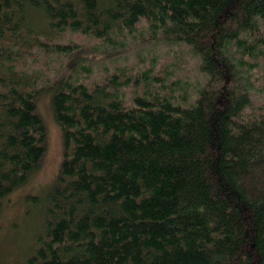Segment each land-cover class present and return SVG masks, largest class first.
Returning a JSON list of instances; mask_svg holds the SVG:
<instances>
[{"label":"trees","instance_id":"16d2710c","mask_svg":"<svg viewBox=\"0 0 264 264\" xmlns=\"http://www.w3.org/2000/svg\"><path fill=\"white\" fill-rule=\"evenodd\" d=\"M142 20L199 59L190 104L144 90L126 105L160 81L145 71L76 78L85 48L62 35L113 45ZM258 42L264 0H0V211L45 159L41 94L62 141L52 187L24 198L15 264H264V104L231 55ZM37 53L79 55L39 85Z\"/></svg>","mask_w":264,"mask_h":264},{"label":"rangeland","instance_id":"374dc122","mask_svg":"<svg viewBox=\"0 0 264 264\" xmlns=\"http://www.w3.org/2000/svg\"><path fill=\"white\" fill-rule=\"evenodd\" d=\"M135 30L131 35L115 37L113 45L79 33L69 32L62 35L63 41H72L85 48L80 54H86L88 60L79 62L75 72L76 78L90 85L101 82L104 76L114 72H124L134 80L139 77L138 74L145 71L148 77L156 76L160 81L143 79L146 82L142 88L140 87L143 84L138 88L133 87L134 85L129 86L132 88H126L122 93L126 105L131 104L129 99L133 94L144 90L148 94H162L173 98L184 106L190 104L196 97L197 89L206 79L199 69V59L183 44L169 43L160 34L151 37L143 20ZM77 55H73L72 58L62 54L42 57L37 53L34 55L35 58L31 57L29 64L34 71L40 73L39 85H43L55 75L61 74V70L67 69V62ZM231 55L239 65L242 81L254 106L264 104V43L258 42L252 55H245L240 50L232 51ZM36 113L46 126L47 152L40 171L27 186L12 194L0 211V264H15L21 249L25 246V234L21 232L25 224V221L22 222L26 209L23 204L24 198L26 195L42 197L52 187L59 172L62 159L61 133L46 94H41L37 98ZM21 233L22 238L18 240Z\"/></svg>","mask_w":264,"mask_h":264}]
</instances>
